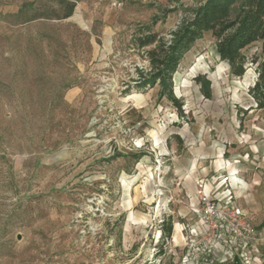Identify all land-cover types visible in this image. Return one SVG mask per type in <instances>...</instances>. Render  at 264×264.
Masks as SVG:
<instances>
[{
	"label": "rangeland",
	"instance_id": "rangeland-1",
	"mask_svg": "<svg viewBox=\"0 0 264 264\" xmlns=\"http://www.w3.org/2000/svg\"><path fill=\"white\" fill-rule=\"evenodd\" d=\"M72 1L0 0V264H144L167 216L174 264H264L254 66L232 76L204 32L180 109L145 85L138 38L170 42L206 0Z\"/></svg>",
	"mask_w": 264,
	"mask_h": 264
},
{
	"label": "trees",
	"instance_id": "trees-1",
	"mask_svg": "<svg viewBox=\"0 0 264 264\" xmlns=\"http://www.w3.org/2000/svg\"><path fill=\"white\" fill-rule=\"evenodd\" d=\"M56 2L63 6V13L60 16L52 10L57 19H65L72 15L74 1L56 0ZM21 11L22 8L19 13ZM49 16L47 12H33L28 20L49 18ZM204 32H210L215 39L219 58L227 63L232 76L242 77L248 64L254 66L256 77L253 84L248 87L247 93L254 102L255 108H263L264 0H206L194 10L189 19L183 21L178 30L172 34L170 42L160 40L155 32L140 36L138 38L140 47L154 45L147 52L151 70L145 85L158 84L159 95L167 97L180 109V104L172 94V76L182 55L196 39L202 37ZM252 45H257V50L247 54L246 49ZM172 232L173 225L170 217L167 216L159 224V236L152 255L153 259L146 260L144 264H174V256L169 247ZM230 264H238V260Z\"/></svg>",
	"mask_w": 264,
	"mask_h": 264
},
{
	"label": "bare ground",
	"instance_id": "bare-ground-1",
	"mask_svg": "<svg viewBox=\"0 0 264 264\" xmlns=\"http://www.w3.org/2000/svg\"><path fill=\"white\" fill-rule=\"evenodd\" d=\"M203 66H204V65H203ZM201 68H202V67H201ZM201 68H200V69H201Z\"/></svg>",
	"mask_w": 264,
	"mask_h": 264
},
{
	"label": "water",
	"instance_id": "water-1",
	"mask_svg": "<svg viewBox=\"0 0 264 264\" xmlns=\"http://www.w3.org/2000/svg\"><path fill=\"white\" fill-rule=\"evenodd\" d=\"M173 77V76H172ZM254 82V81H253ZM253 84V83H252Z\"/></svg>",
	"mask_w": 264,
	"mask_h": 264
}]
</instances>
